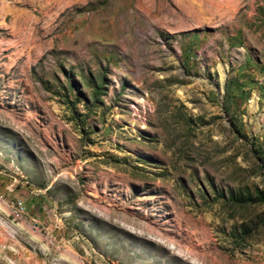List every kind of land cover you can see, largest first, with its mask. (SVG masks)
I'll use <instances>...</instances> for the list:
<instances>
[{"label":"rangeland","instance_id":"obj_1","mask_svg":"<svg viewBox=\"0 0 264 264\" xmlns=\"http://www.w3.org/2000/svg\"><path fill=\"white\" fill-rule=\"evenodd\" d=\"M0 173V264H264V0H0Z\"/></svg>","mask_w":264,"mask_h":264},{"label":"built area","instance_id":"obj_2","mask_svg":"<svg viewBox=\"0 0 264 264\" xmlns=\"http://www.w3.org/2000/svg\"><path fill=\"white\" fill-rule=\"evenodd\" d=\"M4 176L8 180H0V203H2L7 211V206H16L17 214L9 215L12 219H21L26 215L27 203L24 198L17 194L15 190L16 178L6 174L0 173V177ZM35 224V222H34Z\"/></svg>","mask_w":264,"mask_h":264},{"label":"crops","instance_id":"obj_3","mask_svg":"<svg viewBox=\"0 0 264 264\" xmlns=\"http://www.w3.org/2000/svg\"><path fill=\"white\" fill-rule=\"evenodd\" d=\"M0 180H2V179L0 178ZM28 203H29V201H27V205H28Z\"/></svg>","mask_w":264,"mask_h":264},{"label":"bare ground","instance_id":"obj_4","mask_svg":"<svg viewBox=\"0 0 264 264\" xmlns=\"http://www.w3.org/2000/svg\"><path fill=\"white\" fill-rule=\"evenodd\" d=\"M11 207H16V206H11Z\"/></svg>","mask_w":264,"mask_h":264}]
</instances>
